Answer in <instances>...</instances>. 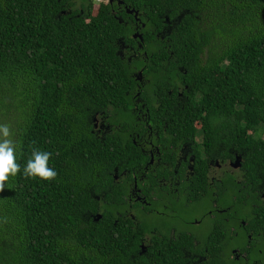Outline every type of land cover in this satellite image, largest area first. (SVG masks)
Returning a JSON list of instances; mask_svg holds the SVG:
<instances>
[{
  "label": "trees",
  "instance_id": "1",
  "mask_svg": "<svg viewBox=\"0 0 264 264\" xmlns=\"http://www.w3.org/2000/svg\"><path fill=\"white\" fill-rule=\"evenodd\" d=\"M181 5L174 12L182 11L181 21L167 39H157L166 29L159 16ZM138 6L152 20L143 42L153 51V85L163 93L153 109L167 132L161 141L196 154L198 197L210 196L209 162L222 157H242L236 174L253 187L250 195L264 188V0H138ZM84 11L69 19L58 17L55 0H0V123L11 125L21 166L0 192V264H168L164 255L154 262L138 255L140 229L114 225L118 187L102 206L93 197H102L115 167H142L146 158L126 137L101 140L89 131V119L104 110L123 122L122 131L135 121L134 78L119 54L135 41L131 21H119L110 7ZM175 80L188 86L181 106L176 93L167 94ZM32 147L52 154L55 180L23 176ZM241 194L234 192L244 203ZM251 208L252 221L264 218V206ZM101 214L94 222L91 215Z\"/></svg>",
  "mask_w": 264,
  "mask_h": 264
},
{
  "label": "flooded vegetation",
  "instance_id": "2",
  "mask_svg": "<svg viewBox=\"0 0 264 264\" xmlns=\"http://www.w3.org/2000/svg\"><path fill=\"white\" fill-rule=\"evenodd\" d=\"M99 1L98 4L97 0H89L87 4L88 0H55L62 8L58 17H83L86 16L84 9L105 5L112 9V14L119 21H131L135 44H124L119 54L127 61L128 70L134 78L129 86L133 87L130 111L135 121L127 125V131H122L123 122L113 119L111 109L104 110L89 119V131L101 140L108 137L118 140L128 138L146 161L142 167L137 162L115 167L112 181L104 187L101 185L102 197L94 194L93 197L102 206L106 203L105 197H114L112 189L118 187L120 196L115 202L114 225H132L135 230L140 229L138 255L146 256L153 262L160 254L165 256L168 264H264V218L261 215L254 221L251 218L254 216L251 207L260 211L264 206V188L258 186L250 195L248 191L253 187L246 186L245 180L236 174L238 171L231 168L234 159L227 161L222 157L209 162L210 196L205 199L198 197L200 189L195 187V183H200L201 179L194 176L196 154L187 145L171 151L166 141L165 147L161 140L167 132H161L153 113L163 93L160 88L155 90L156 85H153L155 79L151 75L152 68H149L153 51L149 53L143 42V30L152 20L145 19L138 0ZM174 8L159 16L166 29L162 34L157 33V39H167L183 18L182 11L174 14L176 9H184L182 5ZM171 14L173 17L169 18ZM172 93H176V106H181L189 96L188 86L178 85L175 80L167 92L168 95ZM218 151L225 152L227 148L220 146ZM228 152L234 155L232 148ZM172 153L176 155L174 162L170 161ZM204 153V149L201 150L200 154L205 157ZM227 174L235 177L229 179ZM236 189L242 192L244 203L238 202L234 195ZM252 197L255 201L248 203ZM91 217L95 222L98 216ZM214 232L220 234L219 239L209 242Z\"/></svg>",
  "mask_w": 264,
  "mask_h": 264
},
{
  "label": "clouds",
  "instance_id": "3",
  "mask_svg": "<svg viewBox=\"0 0 264 264\" xmlns=\"http://www.w3.org/2000/svg\"><path fill=\"white\" fill-rule=\"evenodd\" d=\"M11 125L0 123V192H3L10 177L21 172L17 162L18 143L13 139ZM51 153L32 147L31 155L23 168V176L42 181H53L58 173L49 166Z\"/></svg>",
  "mask_w": 264,
  "mask_h": 264
},
{
  "label": "water",
  "instance_id": "4",
  "mask_svg": "<svg viewBox=\"0 0 264 264\" xmlns=\"http://www.w3.org/2000/svg\"><path fill=\"white\" fill-rule=\"evenodd\" d=\"M134 38H137V36H135ZM232 165H233V164H232ZM241 166H242V157L237 156V157H236V160H235V162H234L233 167L236 168V169H239V168H241ZM100 219H102V216H101V215H98V217H97V221L100 220Z\"/></svg>",
  "mask_w": 264,
  "mask_h": 264
},
{
  "label": "rangeland",
  "instance_id": "5",
  "mask_svg": "<svg viewBox=\"0 0 264 264\" xmlns=\"http://www.w3.org/2000/svg\"><path fill=\"white\" fill-rule=\"evenodd\" d=\"M200 135H201V133L199 132V136H200ZM234 162H235V161H234ZM233 165H234V163H233ZM233 165L231 166V168H232L234 171H239V169L234 168ZM241 217H243V216H241Z\"/></svg>",
  "mask_w": 264,
  "mask_h": 264
}]
</instances>
